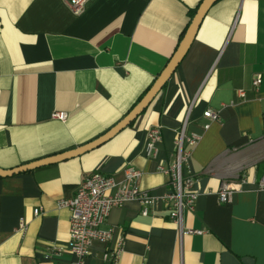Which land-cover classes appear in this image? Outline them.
Wrapping results in <instances>:
<instances>
[{"label": "crops", "instance_id": "1", "mask_svg": "<svg viewBox=\"0 0 264 264\" xmlns=\"http://www.w3.org/2000/svg\"><path fill=\"white\" fill-rule=\"evenodd\" d=\"M200 2L87 0L77 15L69 0H0V168L71 150L113 127L163 69ZM256 74L262 81L254 93ZM207 109L218 121L203 118ZM56 111L67 114L65 122L52 118ZM186 118L187 134L201 137L189 161L199 192L194 210H183L181 233L161 202L148 216L134 201L113 208L102 228L123 237L117 264H264V191L254 184L264 172V0L213 2L163 88L111 140L0 177V264L77 261L47 255L52 244L69 241L70 212L57 201L73 197L88 174L119 180L130 165L141 172L142 189L158 198L169 192L157 168L173 161ZM155 126L161 141L149 157L146 134ZM224 183L241 189L222 204ZM106 250L95 242L81 264H112L103 260Z\"/></svg>", "mask_w": 264, "mask_h": 264}, {"label": "built area", "instance_id": "2", "mask_svg": "<svg viewBox=\"0 0 264 264\" xmlns=\"http://www.w3.org/2000/svg\"><path fill=\"white\" fill-rule=\"evenodd\" d=\"M87 0H69L70 9L74 14H80L84 10ZM262 78L255 75L251 81L252 91H258ZM246 92L237 90L236 97L244 99ZM52 118L65 122L67 114L56 111ZM203 118L210 122L218 121L219 113L207 109L203 112ZM187 118L182 123L175 141L174 159L167 166H158V171L168 176L170 191L161 197L154 196L148 190L140 187L141 172L136 168L126 165L122 168V178L116 179L113 176L103 175L100 172H93L83 177V180L76 188L75 195L68 199L57 201L59 208H67L69 216V241L67 246L52 244L48 257H59L68 254L81 262L91 255L95 242L107 245L103 254V260L117 264L118 257L123 248V237L116 236L117 229L109 226L102 228L109 213L115 207L122 206L128 202H137L141 206V215L148 216L151 209L161 202L165 206L168 218L174 222L183 232L182 213L183 210H194L195 202L199 192L195 189V178L189 168L193 150L200 140L197 134H187ZM209 128V123L203 126L204 130ZM147 155L155 156L156 146L161 141L160 127L149 128L146 134ZM256 184L257 189L264 191V172ZM241 184L231 185L224 183L218 191V199L222 204L228 203L232 194L241 189ZM34 216L41 215L38 208L33 210ZM26 225L20 220V232H24ZM186 233L193 235L204 234L203 230L187 229Z\"/></svg>", "mask_w": 264, "mask_h": 264}, {"label": "water", "instance_id": "3", "mask_svg": "<svg viewBox=\"0 0 264 264\" xmlns=\"http://www.w3.org/2000/svg\"><path fill=\"white\" fill-rule=\"evenodd\" d=\"M215 1L216 0H201L177 47L175 48L174 52L170 56L163 69L159 72L157 77L154 79L153 83L150 85L148 91L144 94L140 101L113 127H111L109 130H107L94 140H91L90 142H87L81 146H77L71 150L56 155L48 156L46 158H42L26 164H22L12 169L0 168V177H11L15 174L31 171L36 168L59 163L61 161L81 156L108 142L121 130L128 127L140 114H142V112L147 108L150 102L163 88V85L170 78L176 66L179 64V62L185 55L193 38L195 37V34L199 28V25L204 15L206 14L207 10L212 5V3Z\"/></svg>", "mask_w": 264, "mask_h": 264}, {"label": "trees", "instance_id": "4", "mask_svg": "<svg viewBox=\"0 0 264 264\" xmlns=\"http://www.w3.org/2000/svg\"><path fill=\"white\" fill-rule=\"evenodd\" d=\"M197 7H198V6H197ZM197 7H196V8H197ZM196 8L193 9V10H190V11H189L190 14H191L192 16H193V14L195 13ZM149 88H150V86H149ZM149 88H148V89H149ZM148 89L145 91V93L148 91ZM145 93H144V94H145ZM144 94L139 98V100L137 101V103H138V102L140 101V99L144 96ZM137 103H136V104H137ZM136 104H135V105H136ZM135 105H134V106H135ZM134 106H133V107H134ZM133 107H132V108H133ZM132 108H131V109H132ZM131 109H130V110H131ZM130 110H129V111H130Z\"/></svg>", "mask_w": 264, "mask_h": 264}]
</instances>
